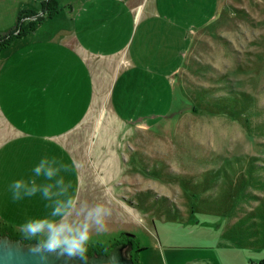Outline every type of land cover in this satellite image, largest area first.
<instances>
[{"label":"rangeland","instance_id":"1","mask_svg":"<svg viewBox=\"0 0 264 264\" xmlns=\"http://www.w3.org/2000/svg\"><path fill=\"white\" fill-rule=\"evenodd\" d=\"M40 1L0 0V34L15 25L21 4L40 12ZM199 2L200 14H216L188 31V53L178 70L168 75L169 66H145L151 80L137 81L131 89L137 101L144 84L145 102L129 115L148 124L119 135L120 143L125 139V157L122 148L120 155L129 176L120 187L128 183L132 189V209H111L107 230L93 233L87 247L131 232L134 257L141 264H264V0ZM112 84L108 90V83H101L98 105L75 132L81 141L72 148L90 177L100 174V158H88L82 140L111 121L106 103ZM1 133L2 48L0 142ZM110 187L89 186L85 205L100 202V192ZM0 204L2 232V199ZM163 221L173 230L169 240L158 235Z\"/></svg>","mask_w":264,"mask_h":264},{"label":"crops","instance_id":"2","mask_svg":"<svg viewBox=\"0 0 264 264\" xmlns=\"http://www.w3.org/2000/svg\"><path fill=\"white\" fill-rule=\"evenodd\" d=\"M57 2L56 13L44 17L34 30L2 49V226L17 235H23L19 228L27 220L50 217L56 199L73 198L77 208L85 205L89 186L94 184L111 186L100 192L97 204L132 209L128 201L132 189L128 183L120 187V180H129V176L121 160L125 157V139L120 143L119 135L127 136L132 127L145 128L148 124L142 117L131 120L129 115L136 105L145 102L144 84L138 89L137 101L131 89L137 81L151 80L146 77L145 66L165 65L171 67L168 75L175 73L188 53V31L203 27L216 14L214 10L200 14L199 0ZM21 6L20 10L27 9ZM59 55L60 61H56ZM102 82L108 83V90L113 83L106 103L111 121L82 140L84 154L100 158V174L90 177L82 171L72 146L80 145L75 132L98 105ZM42 158L46 166L59 169L57 178L62 177L64 182L53 188L51 200L40 192L13 200L10 185L32 178ZM36 180L44 183L42 176ZM166 223L163 221L158 235L169 240L173 230L166 229ZM218 228L219 233L224 222Z\"/></svg>","mask_w":264,"mask_h":264},{"label":"clouds","instance_id":"3","mask_svg":"<svg viewBox=\"0 0 264 264\" xmlns=\"http://www.w3.org/2000/svg\"><path fill=\"white\" fill-rule=\"evenodd\" d=\"M46 165L47 161L42 158L35 166L32 178L27 181L16 180L10 185L13 200L32 197L38 192L45 199H52L53 188L64 181L62 177L57 178L59 169ZM64 170L68 171L67 164ZM41 176L44 180L42 185L36 180V177ZM56 195L60 196L61 193ZM110 216L111 208L105 203L77 208V202L73 198L56 199L50 217L29 219L20 225L19 231L25 239L37 241V250L56 253L67 258L86 259L87 245L92 234L106 231V221Z\"/></svg>","mask_w":264,"mask_h":264},{"label":"water","instance_id":"4","mask_svg":"<svg viewBox=\"0 0 264 264\" xmlns=\"http://www.w3.org/2000/svg\"><path fill=\"white\" fill-rule=\"evenodd\" d=\"M126 235L134 236L126 232ZM36 240L24 241L0 232V264H136L132 258L131 239L120 241L107 252L86 253V259L67 258L36 249Z\"/></svg>","mask_w":264,"mask_h":264},{"label":"trees","instance_id":"5","mask_svg":"<svg viewBox=\"0 0 264 264\" xmlns=\"http://www.w3.org/2000/svg\"><path fill=\"white\" fill-rule=\"evenodd\" d=\"M41 9L40 12L34 11V10H20L15 25L8 30L7 32H4L0 34V49H4L7 46L11 44V42L19 38L28 32L32 31L35 29V27L40 23V21L44 17H50L54 13L57 12L58 9V2L57 0H41ZM27 20V21H26ZM1 234H9L8 230H3ZM10 235V234H9ZM11 236V235H10ZM14 238L20 237L24 241H32L29 239H25L23 235H16V236H11ZM133 239L134 236H129L126 235V233L121 232L119 238H115L111 240L108 244L100 246L98 248H93V247H88V252L92 251H105L108 250L111 246H113L115 243H117L120 240L124 239ZM143 247H138L137 249H142ZM136 264H141L137 259L134 260Z\"/></svg>","mask_w":264,"mask_h":264},{"label":"flooded vegetation","instance_id":"6","mask_svg":"<svg viewBox=\"0 0 264 264\" xmlns=\"http://www.w3.org/2000/svg\"><path fill=\"white\" fill-rule=\"evenodd\" d=\"M126 240H128V238H126V239H124V240H120V241H126ZM120 241H118V242H120ZM95 251H96V250H95ZM107 251H108V250H105V251H96V252H107ZM92 252H94V251H92ZM92 252H88V251H87V253H92ZM131 253H132V258H133V260H135L134 253H133V249H132Z\"/></svg>","mask_w":264,"mask_h":264}]
</instances>
